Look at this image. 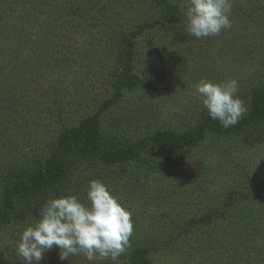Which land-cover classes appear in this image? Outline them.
Masks as SVG:
<instances>
[{
	"label": "rangeland",
	"instance_id": "rangeland-1",
	"mask_svg": "<svg viewBox=\"0 0 264 264\" xmlns=\"http://www.w3.org/2000/svg\"><path fill=\"white\" fill-rule=\"evenodd\" d=\"M186 3L0 0V208L13 182L42 169L86 116L119 142L196 130L208 117L192 87L201 78L237 80L243 117L250 113L264 89V0H233L232 27L201 39L184 31ZM71 180L19 202L20 215L0 224L9 264H23L17 243L45 201L73 194L86 203L91 180L132 214L131 248L116 264H135L136 249L148 264H264V133L208 131L199 143L146 147L121 164L86 161ZM59 251L40 264H89L83 255L62 261Z\"/></svg>",
	"mask_w": 264,
	"mask_h": 264
},
{
	"label": "clouds",
	"instance_id": "clouds-1",
	"mask_svg": "<svg viewBox=\"0 0 264 264\" xmlns=\"http://www.w3.org/2000/svg\"><path fill=\"white\" fill-rule=\"evenodd\" d=\"M233 0H187L183 10L184 31L196 39L214 37L232 27ZM210 119L224 128L235 126L248 111L239 98V82H212L201 78L192 85ZM86 203L68 194L47 199L39 219L23 229L16 254L23 264H40L45 251L58 248L59 259L83 255L89 264L118 258L131 248L132 214L100 180L85 189Z\"/></svg>",
	"mask_w": 264,
	"mask_h": 264
},
{
	"label": "trees",
	"instance_id": "trees-1",
	"mask_svg": "<svg viewBox=\"0 0 264 264\" xmlns=\"http://www.w3.org/2000/svg\"><path fill=\"white\" fill-rule=\"evenodd\" d=\"M176 10V4L169 3ZM173 10L168 20L172 19ZM153 24V23H151ZM133 56V54L130 52ZM264 89L256 96V101L250 113L238 124L224 129L218 121L207 117L196 130H187L176 134L167 130H158L141 141L119 142L113 137L99 133V127L94 115L86 116L76 127L63 133L53 151L45 160L42 169L33 172L27 178H17L6 190L3 206L0 208V224L8 223L13 216L22 212L19 202L29 203L33 198H42L59 190L71 182V174L86 161H96L106 165L125 163L139 158L140 151L146 147L163 149H180L185 145L202 141L208 131L220 134H243L248 137H261L264 130ZM143 249L133 253L135 264H148ZM0 264H9L0 250Z\"/></svg>",
	"mask_w": 264,
	"mask_h": 264
}]
</instances>
